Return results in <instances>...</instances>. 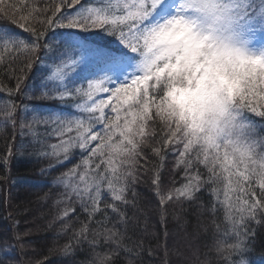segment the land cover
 <instances>
[{
    "label": "snow or ice",
    "instance_id": "obj_1",
    "mask_svg": "<svg viewBox=\"0 0 264 264\" xmlns=\"http://www.w3.org/2000/svg\"><path fill=\"white\" fill-rule=\"evenodd\" d=\"M0 12L30 34L0 24V53H26L29 69L41 57L47 61L30 77L38 83L29 86L18 77L9 96L32 87L39 92L35 99L60 105L50 111L24 105L20 112L14 103L5 105L0 124H11L13 142L0 155V168L10 170L17 156H27L47 161L45 173L64 167L75 149L82 157L53 180L67 197L57 203L75 197L88 221L69 237L63 256L75 255L84 243L103 247L102 235L115 248L96 254L92 264H114L119 233L107 229L89 240L90 225H103L95 217L109 210L125 227L133 223L122 209L136 208L139 160L152 140L156 157L171 152L185 170V183L167 192L159 172L154 175L159 207L192 202L209 188V211L223 208L226 222L222 232L216 228L217 264H264V240L256 245L251 226L264 227V105L253 103L264 100V0H51L44 8L17 0ZM96 30L116 47L90 41L85 34ZM53 135L58 142L49 144ZM198 166L203 174L193 172ZM105 191L112 202L101 208ZM76 211L66 207L54 222ZM139 215L137 209V223ZM27 235L0 238V264L17 245L23 248ZM37 264H48L47 258Z\"/></svg>",
    "mask_w": 264,
    "mask_h": 264
},
{
    "label": "trees",
    "instance_id": "obj_2",
    "mask_svg": "<svg viewBox=\"0 0 264 264\" xmlns=\"http://www.w3.org/2000/svg\"><path fill=\"white\" fill-rule=\"evenodd\" d=\"M16 2L17 0H3L0 7ZM20 2L44 8L50 4L51 0H20ZM84 2L87 3V0ZM8 14L11 15V9L8 10ZM4 16V12H0V24L11 25L23 32ZM23 35L27 38L30 34L23 32ZM85 35H88L90 41L101 46L116 47L111 37L98 30ZM0 55L4 57L3 61H0V120L3 119L5 105L9 103L17 106V112H20L24 105L29 108L39 107L44 111L52 110L53 105L60 106L56 101L35 99L39 96V92L33 91L32 87L25 88L24 93L9 96V90L14 92L16 89L18 77H24L25 84L29 86L38 83L30 77L34 75L35 68L42 66L43 57L40 64L34 63V68L29 69L26 66L28 59L26 53H21L16 58L9 57L5 53ZM10 60L13 62L9 63ZM21 86L24 87L23 84ZM253 103L264 105V101L261 100H253ZM66 110L75 111L70 106ZM28 116L30 118V112ZM257 120H259L258 117ZM260 135L264 136V132H260ZM12 142L11 124L7 126L0 124V155L7 151L6 145ZM57 142L55 135L48 140L49 144ZM156 146L157 144L152 140L143 146L144 155L139 160L141 167L137 172L138 182L133 188L136 193V208L122 209L127 212L128 218L133 223L125 227L119 223V217L109 210L107 214L102 213L95 217L96 221L103 220L104 224L92 223L88 239L91 240L95 234H103L107 229L119 233L117 239L121 242V248L115 257L114 264H129V261L131 264H217L218 258L213 244L218 238L217 225L221 232L225 228L223 208L216 215L209 211L211 191L205 188L196 200L174 202L166 210H162L152 187L154 175L159 172L163 181L161 189L167 192L169 188L179 187L185 183L183 179L185 170L183 166H177L178 157L171 152L164 155L163 160L156 157L152 152V148ZM81 159L80 150L75 149L70 162H66L64 167H58L55 171L41 173V169L47 167V161H38L34 157L27 156H17L12 161L10 170L0 168V238L6 239L13 236L15 232L28 234L23 248L17 245L15 253H10L6 259V264H37L38 261H45L46 258L48 264H69V262L70 264H92L96 254L106 255L110 248H115V243L110 244L101 235L103 247L92 248L88 243H84L71 257L63 256L61 253L63 246L69 243L72 233L88 224V221L82 214L83 210L80 209L75 197L72 198L71 204L57 203V201L67 200V197L61 196V193L65 191L63 185L57 186L53 184V180L61 173L75 167ZM196 171L203 174L205 169L203 166L194 167L193 172ZM5 175L9 177L7 181L3 179ZM256 188L259 195L258 185ZM221 198H223L222 194ZM111 202V193L105 191L104 201L100 207L103 208ZM66 207L77 209L76 214L65 218L62 223L54 222V219L60 216ZM137 209L140 212L138 223L135 216ZM178 215L180 216L179 224L176 219ZM13 224L17 227L6 231ZM114 225L116 227H113ZM251 226L257 232L255 243L259 246L264 240V227ZM65 227H67L66 232L63 231ZM260 252L259 247L254 251V259L257 261Z\"/></svg>",
    "mask_w": 264,
    "mask_h": 264
},
{
    "label": "rangeland",
    "instance_id": "obj_3",
    "mask_svg": "<svg viewBox=\"0 0 264 264\" xmlns=\"http://www.w3.org/2000/svg\"><path fill=\"white\" fill-rule=\"evenodd\" d=\"M44 63H47V61L42 62V64H44ZM261 101H264V100H261Z\"/></svg>",
    "mask_w": 264,
    "mask_h": 264
}]
</instances>
